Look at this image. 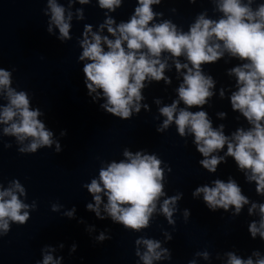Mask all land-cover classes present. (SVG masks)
Here are the masks:
<instances>
[{
	"label": "clouds",
	"instance_id": "clouds-1",
	"mask_svg": "<svg viewBox=\"0 0 264 264\" xmlns=\"http://www.w3.org/2000/svg\"><path fill=\"white\" fill-rule=\"evenodd\" d=\"M161 0H138L134 14L128 22H121L117 27L112 25L115 21L109 17L101 29L107 26V31L115 39L101 36L92 32L90 25L85 26L84 38L80 42L83 49L79 60H88L83 66L85 84L89 94L102 90L106 102L101 104L107 113L121 118L131 119L133 111L140 112L143 100L142 89L145 81H171L164 75L168 66L167 61L161 59L163 53H170L171 57H186L187 63L175 59V68L179 72L186 69L183 82L177 89L178 99L171 105L161 107L159 112L166 117L162 125L157 128L163 132L173 122L181 137L191 133L194 136L196 150L204 157L199 163L209 172H215L217 166L225 161V156L234 158L238 168L245 173L249 181L257 184L256 192L264 195V3L253 10V0H216L217 10L223 13L218 20L208 19L201 13L190 26L188 32L178 30L177 25L170 20L151 24L158 13L153 12L152 5L159 4ZM195 3V0H190ZM80 4H87L89 0H79ZM99 7L115 11L120 7L121 0H98ZM51 18L48 32H53V25L59 30L61 42L71 39L70 21L72 13L65 16V8L57 4L56 0H48ZM77 18L83 19L82 9H77ZM91 33V39H89ZM102 45L107 46V50ZM227 52L231 57L238 58L245 63L229 70V75L236 77L238 90L233 92L230 103L234 111H239L252 126L247 131L238 128L229 138L223 132V125L219 129L212 127V122L204 110L190 111L193 107L202 108L213 96L211 89L215 81L210 75H205L202 65L216 63ZM191 65V67L189 66ZM12 73L0 68V94L7 99V104L0 107V124L6 125L3 133L13 136L23 146L21 153H36L42 147H51L55 142L53 132L47 130L39 117L42 112L39 108L30 106L27 91H17L12 87ZM221 97L224 92L221 90ZM96 97H93L95 101ZM186 106L179 108L180 102ZM159 103V101H156ZM147 108V105L144 106ZM221 117L225 113L219 114ZM187 130V131H186ZM67 135V131L61 133ZM29 141L26 145L24 141ZM56 143V152L61 151L60 144ZM227 147L225 156L212 155ZM5 147H11L6 144ZM123 155L127 162H112L106 169L99 171V178L92 179L85 185L92 194L95 204L89 203L87 209L95 212L99 219L101 216V193L107 196L104 210L113 222L121 224L126 229L139 231L149 227L152 214L156 211L157 201L164 196L162 161L156 155H144L141 152L133 154L125 150ZM171 169H169L170 171ZM203 194L207 207L215 211L218 208L228 210L234 206L235 214H239L242 207L249 203L248 198L242 194L240 186L235 180L229 179L227 183L217 179L214 187L207 185L197 187L193 196ZM26 190L18 180L12 186L0 190V229L5 234L9 230V221L19 225L25 224L29 219L30 207L24 203L20 196H25ZM7 198V199H6ZM180 198L179 195L163 201L162 213L172 220L174 206ZM258 208L260 214L259 226L253 221L249 225L251 237L257 234L264 240V203H252L248 209L252 214ZM52 210H58L57 205ZM75 209L66 213L72 217ZM188 210L184 217L187 219ZM171 239V237H168ZM99 240H104L101 234ZM143 244L146 251L141 255L144 264H153V260L170 258L167 249H161L159 241L140 238L136 244ZM75 246H73L74 250ZM207 259L208 253H203ZM254 255H259L254 253ZM43 264H59L53 261L52 255H45ZM195 264V262H190ZM228 264H254L251 258L247 260L228 253ZM255 264H264L259 259Z\"/></svg>",
	"mask_w": 264,
	"mask_h": 264
}]
</instances>
